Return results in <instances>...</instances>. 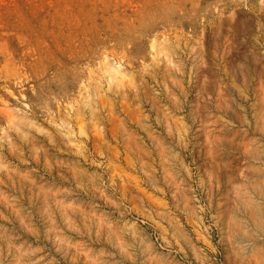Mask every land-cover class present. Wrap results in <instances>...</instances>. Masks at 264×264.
Instances as JSON below:
<instances>
[{
  "label": "rangeland",
  "instance_id": "1",
  "mask_svg": "<svg viewBox=\"0 0 264 264\" xmlns=\"http://www.w3.org/2000/svg\"><path fill=\"white\" fill-rule=\"evenodd\" d=\"M0 264H264V0H0Z\"/></svg>",
  "mask_w": 264,
  "mask_h": 264
},
{
  "label": "bare ground",
  "instance_id": "2",
  "mask_svg": "<svg viewBox=\"0 0 264 264\" xmlns=\"http://www.w3.org/2000/svg\"><path fill=\"white\" fill-rule=\"evenodd\" d=\"M115 73H120V69L119 68H116L115 69ZM124 74V73H123ZM116 75V74H115ZM122 76V75H121Z\"/></svg>",
  "mask_w": 264,
  "mask_h": 264
}]
</instances>
